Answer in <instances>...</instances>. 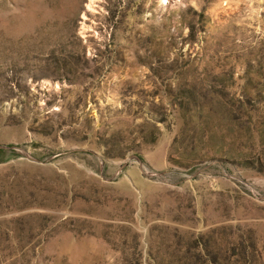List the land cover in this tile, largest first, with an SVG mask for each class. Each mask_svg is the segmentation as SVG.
<instances>
[{
	"label": "rangeland",
	"instance_id": "obj_1",
	"mask_svg": "<svg viewBox=\"0 0 264 264\" xmlns=\"http://www.w3.org/2000/svg\"><path fill=\"white\" fill-rule=\"evenodd\" d=\"M0 264H264V0H0Z\"/></svg>",
	"mask_w": 264,
	"mask_h": 264
},
{
	"label": "bare ground",
	"instance_id": "obj_2",
	"mask_svg": "<svg viewBox=\"0 0 264 264\" xmlns=\"http://www.w3.org/2000/svg\"><path fill=\"white\" fill-rule=\"evenodd\" d=\"M89 6H90V2L87 4L86 9H88ZM81 19H82V21H81V25L84 27V25H85L84 20L86 19V16H85L84 13H83V16L81 17Z\"/></svg>",
	"mask_w": 264,
	"mask_h": 264
}]
</instances>
